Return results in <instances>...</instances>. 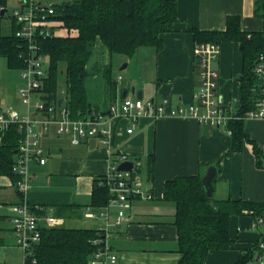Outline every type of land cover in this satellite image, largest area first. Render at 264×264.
<instances>
[{"label":"crops","instance_id":"obj_1","mask_svg":"<svg viewBox=\"0 0 264 264\" xmlns=\"http://www.w3.org/2000/svg\"><path fill=\"white\" fill-rule=\"evenodd\" d=\"M7 1L0 0L1 11L7 12ZM175 1L178 19L172 30L161 35L160 49L142 46L126 55L110 52L97 40L85 77L93 113L108 114L111 106L120 104L124 98L137 99L139 90L143 100L164 104L166 112L176 106H187L196 101L195 92L200 86L194 57L198 37L204 39L211 32L225 31L230 17L238 18L243 32L264 31V0ZM11 19L9 33L15 25ZM219 43L220 54L213 62L219 73L218 93L230 112L236 114L242 99L244 49L237 39ZM13 92L6 83H0V108L16 107L6 99ZM60 94L59 102L67 101L66 93L61 90ZM132 123L131 118L115 122L111 148L102 145L97 137L74 144L69 135L57 134L54 129L43 134L48 159L45 164L37 161L30 164L33 177L26 196L18 191L10 176L0 175V264L17 262L16 247L8 243L7 237L13 232L12 208L24 200L42 218V227H48L44 220L47 212L63 220L58 227L96 230L107 222L106 217L99 215L105 209L110 214L109 222L114 223L118 205L111 200L103 206L94 203L93 192L95 180L110 172L112 160L120 153L128 154V160L135 162L133 171L124 172L139 185L142 194L131 198L126 220L113 229L110 245L118 255V264H175L181 259L176 204L165 198L167 181L182 176L203 178L214 166L215 200L264 202V118L244 120L248 139L239 150H232L228 126L213 127L193 117L143 116L135 122L134 131L128 133ZM255 146L260 148L259 154ZM88 208L94 216L87 214ZM229 235L231 247L211 250L206 263L238 264L243 252L255 250L254 258L246 264H260L255 248L261 228L254 226V216L247 209L231 215Z\"/></svg>","mask_w":264,"mask_h":264},{"label":"trees","instance_id":"obj_2","mask_svg":"<svg viewBox=\"0 0 264 264\" xmlns=\"http://www.w3.org/2000/svg\"><path fill=\"white\" fill-rule=\"evenodd\" d=\"M55 5V27L65 33L39 37L41 52L49 59L44 98L50 102L59 100L62 96L60 75L63 73L67 105L73 116H78L79 112L93 114L85 77L88 73L86 65L98 39L112 53L131 55L140 47L150 45L160 49L163 45L161 35L172 30L178 19L175 0H68ZM16 27L13 25L9 34H0V57L6 58L9 68L20 70L26 59L24 47L15 35ZM228 39L241 40L245 55L241 105L235 114L237 117L228 124L232 131V150H239L248 139L244 120L250 111L259 108L264 98V75L257 72L258 64L264 62V31L243 32L238 18L230 17L225 31L211 32L204 39L198 37L196 42ZM0 135V175L10 176L15 181L18 176L13 167L21 134L18 126L12 124L3 132L0 130ZM255 150L259 154L258 146ZM151 169L153 171V166ZM103 178L95 180L93 192L94 203L102 206L114 197L110 187L100 183ZM165 198L176 204L175 224L182 257L175 264H209L205 258L211 250L228 249L232 245L229 235L231 215L241 214L244 209L249 214L253 210L254 217L264 215V202L214 199L213 206L204 190L202 177L198 175L167 181ZM96 237L95 229L42 227L41 240L35 247L30 264H90L97 249L93 243ZM255 249L259 255V241ZM254 252H243L238 264L251 261Z\"/></svg>","mask_w":264,"mask_h":264},{"label":"built area","instance_id":"obj_3","mask_svg":"<svg viewBox=\"0 0 264 264\" xmlns=\"http://www.w3.org/2000/svg\"><path fill=\"white\" fill-rule=\"evenodd\" d=\"M18 2L19 7L13 10L12 18L17 26L15 35L24 47L23 55L26 59L25 66L20 69L23 83L18 88L21 102L26 109L21 112L12 106L0 108V130L3 132L13 124L17 125L20 131L21 139L13 170L18 176L15 186L24 196L31 186L33 174L30 164L32 161L40 164L47 162L48 157L42 137L51 129H54L57 134L69 135L74 144H80L88 137H97L102 145L111 148L114 144V124L121 118L132 119L133 123L127 128V132L132 133L135 122L143 116L157 117L163 114L189 116L213 127H227L230 120L237 117L230 112L218 93L219 73L214 68L213 62L220 54L219 42L195 43L194 57L199 68L200 86L195 92L196 101L191 104L176 106L166 112L164 104H156L152 100L145 101L142 98H124L120 104L112 105L108 114L97 112L84 115L79 112L78 116H73L65 99L62 102L59 100L50 102L44 98L46 95L43 88L48 69L46 62L49 64V59L41 52L39 37H52L56 33L57 21L53 18L57 13L56 3H47L45 0H18ZM257 72L264 75L263 61L258 64ZM33 94L34 97H32ZM247 117L264 118V98L259 108L251 111ZM228 130L232 132L229 128ZM1 138L0 135V141ZM128 157L126 153L116 156L112 160L110 172L100 181L101 184L110 187L114 194L111 203L115 202L119 208L114 223L109 222L110 214L107 209L100 212L99 215L106 217L107 222L96 229L97 237L93 243L97 249L90 264L119 263L118 255L111 250L110 245L113 229L126 220V210L131 205V198L142 194L139 185L132 181L129 173L118 170V165L128 160ZM148 197H151V194ZM12 211L13 233L17 236L18 245L24 251L23 264H30L35 247L41 240L42 218L26 200L15 205ZM253 212L251 210L250 214L252 215ZM87 214L95 215L90 208ZM44 220L48 227L63 223L61 218L51 212L46 213ZM254 226L261 228L259 239L261 252L257 258L260 264H264V215L254 217Z\"/></svg>","mask_w":264,"mask_h":264},{"label":"rangeland","instance_id":"obj_4","mask_svg":"<svg viewBox=\"0 0 264 264\" xmlns=\"http://www.w3.org/2000/svg\"><path fill=\"white\" fill-rule=\"evenodd\" d=\"M45 1L47 3L52 2V3H58L59 4V3L66 2L68 0H45ZM17 7H19L18 0H8L7 5H6L7 12H5V14H1L2 8H0V33L6 34V33L10 32V26H11V22H12V19H11L12 18V12ZM57 31L59 33H62V34L65 33V31H63L62 29H58ZM46 65H49V64H47V62H46ZM0 83H6V85L8 87L14 89V92L12 93V95L9 96L8 98H6L9 101L8 104L14 103L16 105V107L12 105L13 108H16L17 110H19L21 112H24L26 107L22 104L21 96L18 92L19 86L23 83V79L21 77V71L17 70V69L9 68L7 61H6V58H4V57H0ZM60 86H61L62 92H65V75L63 73H61V75H60ZM10 93L11 92H9L8 95ZM63 95H65V94H63ZM32 97H34V94ZM33 99H35V98H33ZM8 107H10V106H8ZM7 225H8V223H7ZM7 239H8L9 244H14V246L16 247V250L14 251V257L17 258V262H13V263L23 264V262H24V257H23L24 251L17 243V236L12 232V233H9Z\"/></svg>","mask_w":264,"mask_h":264},{"label":"water","instance_id":"obj_5","mask_svg":"<svg viewBox=\"0 0 264 264\" xmlns=\"http://www.w3.org/2000/svg\"><path fill=\"white\" fill-rule=\"evenodd\" d=\"M4 12H5V10L3 9L1 11V13H4ZM124 65H126V64H124ZM133 91H135V88H133ZM137 96H138L139 99L142 98V91L141 90H139L137 92ZM60 102H62V99H60ZM135 167H136V164H135L134 161H132V160H125V161L121 162L118 165V170H120V171H133L135 169ZM216 174H217L216 167L212 166V167H210L208 169L206 175L202 178L204 190L207 193L209 202L213 206H215V203H214V184H213V181H214V179L216 177Z\"/></svg>","mask_w":264,"mask_h":264}]
</instances>
